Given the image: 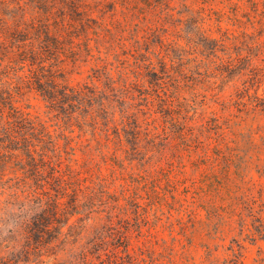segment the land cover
Here are the masks:
<instances>
[{
    "label": "trees",
    "instance_id": "trees-1",
    "mask_svg": "<svg viewBox=\"0 0 264 264\" xmlns=\"http://www.w3.org/2000/svg\"><path fill=\"white\" fill-rule=\"evenodd\" d=\"M181 1L0 0V264L216 262L264 152V0Z\"/></svg>",
    "mask_w": 264,
    "mask_h": 264
},
{
    "label": "rangeland",
    "instance_id": "rangeland-1",
    "mask_svg": "<svg viewBox=\"0 0 264 264\" xmlns=\"http://www.w3.org/2000/svg\"><path fill=\"white\" fill-rule=\"evenodd\" d=\"M186 3L181 0H174L172 3L173 7L176 8L175 17L180 18L182 16L181 4ZM189 3V1L187 2ZM186 31L190 30L195 32L196 29L192 25H188ZM186 35V34H185ZM91 67L89 65L83 66L73 70L71 76L72 85H83L88 82V75L90 74ZM262 92H260L261 94ZM253 95L254 92L251 91ZM22 103L28 106L27 112L31 113L33 116L41 115L45 111L44 101L35 93H30L25 96ZM247 151L246 149H244ZM243 155V154H242ZM259 159H261L259 161ZM234 171V170H233ZM248 185L246 187L245 201L237 209V214L241 216H235L232 218L231 227L225 230L224 235L220 238V245L216 252V262L214 264H257L260 248L264 249V243L259 242L255 244V241L250 238L248 232H242V227L245 224L252 223L250 215H257L258 217L264 218V152L257 153V151H252L248 148ZM256 201V209L250 212L252 203ZM201 245V241H199ZM197 245L194 251L193 257L195 262H189L187 260L179 261L178 264H199L200 256L203 255V250ZM72 259H64L60 264H71ZM74 262V261H73ZM26 264V263H22ZM27 264H36L27 263Z\"/></svg>",
    "mask_w": 264,
    "mask_h": 264
}]
</instances>
